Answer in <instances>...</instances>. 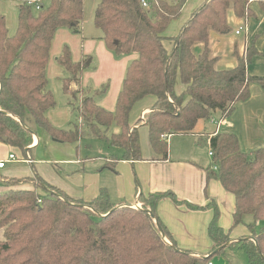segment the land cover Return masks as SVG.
Here are the masks:
<instances>
[{
	"label": "trees",
	"instance_id": "1",
	"mask_svg": "<svg viewBox=\"0 0 264 264\" xmlns=\"http://www.w3.org/2000/svg\"><path fill=\"white\" fill-rule=\"evenodd\" d=\"M96 1L93 23L106 48L118 56L136 55L126 70L114 111L97 106L81 88L69 89L71 83L80 84L85 65L73 63L67 48L57 61L67 73L63 90L78 99L79 118L88 133L120 148L121 160H141L138 133L131 129L129 116L144 98L155 100L144 115L150 146L167 159L168 136L192 135L199 121H209L216 112L227 118L236 103L249 99L252 83L264 88V77L247 73L256 54L253 46L242 56L234 53L237 65L231 70H217V59L208 47L210 32H230L229 9L236 17L249 19V0H206L173 38L164 33L186 0H144L146 7L142 0ZM32 10L25 2L18 6L13 36L8 35L5 17L0 15V141L5 139L23 151L31 146L38 129L62 144L78 143L85 135L81 123L72 130H60L46 117L56 105L46 79L51 43L59 29L81 31L84 2L49 0L36 14ZM195 43L204 44L197 56L191 51ZM178 82L184 87L180 94L175 91ZM112 125L119 132L106 137ZM208 146L215 167L208 170V178L217 179L234 197L232 227L243 224L244 216H251L254 224L264 221V148L245 154L235 135L220 133L209 138ZM117 161L112 158L105 168L114 170ZM38 184L46 197L40 198L35 190L0 194L4 237L0 264H207L211 259L179 249L159 220L158 201L168 197L176 202L171 193L140 194L138 209L111 203L106 190L85 203L42 180ZM217 220L215 209L207 229L214 253L237 248L246 255L247 264H264V229L256 233L253 224L246 225L250 237L229 243V234Z\"/></svg>",
	"mask_w": 264,
	"mask_h": 264
},
{
	"label": "crops",
	"instance_id": "2",
	"mask_svg": "<svg viewBox=\"0 0 264 264\" xmlns=\"http://www.w3.org/2000/svg\"><path fill=\"white\" fill-rule=\"evenodd\" d=\"M205 1L186 0L178 19L174 21L173 26L166 29L164 35L168 38L177 36L178 29L180 31L190 15ZM248 4L251 12L249 19L238 18L233 10L229 9L226 20L230 32H210L208 47L211 56L217 59L216 69L231 70L237 65L234 53L242 56L246 48L253 46L256 54L251 58L250 64L254 61L258 63V67L248 65L247 73L252 77H261L264 76V1L255 0ZM0 14L5 15L7 27L13 34L17 13L0 4ZM244 26L246 29L236 35L235 31ZM84 31L83 36L71 33L68 29L56 31L46 67V79L49 82L47 84L50 86L51 82L58 80L59 83L62 81L63 85L67 78V73L57 61L63 49L67 48L71 61L83 62L86 69L83 70L80 84L71 83L69 89L78 91L81 88L85 95L93 96L97 106L113 112L126 70L136 55H115L106 48L100 31L91 35L85 34ZM203 49V43H195L191 51L197 56ZM92 66L94 68L90 71ZM183 90L184 87L178 82L176 93L180 94ZM249 91V99L236 104L233 113L227 118L220 117L216 112L209 121L198 126L199 121L192 135L168 136L167 159H162L153 151L149 143L148 128L144 124V115L151 111L154 98L146 97L137 102L130 113L129 125L131 129L137 130L141 160H121L118 155L120 152L112 148L118 155L114 170L105 168V164L115 158L111 156L112 150L103 158L102 153H90L94 144L81 151L73 144L52 141L41 129L37 130L31 146L24 151L0 141V161L7 160L9 155H14L17 159L7 162L4 168L0 169V194L9 190L46 191L38 184L39 180H42L73 200L87 203L96 198L100 190H106L111 203L139 209L140 194L147 196L171 193L176 202L168 197L158 201L156 213L159 220L179 249L195 257L212 258L217 250L214 253L207 229L215 209L218 211V226L229 234V243L250 237L249 230L243 226L244 222L232 227L234 197L223 189L217 179L208 178V170H214L209 155L210 137L219 133L233 134L238 140L241 152L245 154L264 148V88L262 90L258 84L252 83ZM52 93L54 99L55 96L62 95L61 92ZM46 117L53 127L60 130H67L72 119L69 108L61 107L57 103L46 113ZM218 122L220 124L217 125ZM110 132L109 136L117 134L119 129L112 125ZM196 140L197 143L207 146V155L196 144ZM44 194L45 192L43 196ZM189 206L200 209H191ZM225 249L239 250L228 247ZM210 262L229 264L228 260L221 259L215 263L210 259ZM235 264H247V259L242 256Z\"/></svg>",
	"mask_w": 264,
	"mask_h": 264
},
{
	"label": "rangeland",
	"instance_id": "3",
	"mask_svg": "<svg viewBox=\"0 0 264 264\" xmlns=\"http://www.w3.org/2000/svg\"><path fill=\"white\" fill-rule=\"evenodd\" d=\"M48 1L49 0H44L43 1V5L46 6L48 4ZM166 1L172 2V0H166ZM83 2H84V19H83V23H82V29H81V31L79 33H77L78 36H83V31L84 30H85L84 33L87 34V35H91L94 32H99L95 28L94 23H93V13H94V10L96 8L97 1L96 0H83ZM0 4L5 5L9 10L13 11L15 14L17 13V18H18V6L20 4H23V0H0ZM32 11H33V14H36V12H37L35 10H32ZM0 15H3L5 17L4 14H0ZM177 19L178 18H176L175 20L171 21V24L169 26H173L174 21H176ZM5 20H6V18H5ZM6 27H7V24H6ZM16 29H17V19H16ZM16 29H15L14 33L11 34V32L9 31V29L7 27L8 35L9 36H13L15 34V32H16ZM172 30H174V27H173ZM69 31L71 33H75L72 30H69ZM178 31H179V29H178ZM178 31L176 32L177 34H178ZM88 61H89V59L87 60V62ZM248 65L249 66L251 65L254 68L258 67V63L254 62V61L252 62V64L249 63ZM93 68H94V66H92L91 68H89L90 71H92ZM259 68H261V67L259 66ZM82 74H83V72H82ZM261 77H264V76H261ZM58 83L59 82L57 80V81L51 82L50 86L47 84V89L50 90L51 92L52 91L53 92H56V94H58V93L61 92V94H62L61 96H55V102L59 106H61V107L67 106V108H69V110L71 112V118L72 119L69 122L70 124L67 126L68 127L67 130H72L74 126H77V125H79L81 123L82 124V130L85 133V135L81 139L82 141L81 140H80L81 142L79 141V145H78V143H73V145L76 146V148L78 146L81 149V151H84L85 150V147H88L91 144H94L93 145V149L90 151V153H93V154L94 153H102V156L101 157H103V158H104V156H106V154H109V150H112V148H114V150H118L121 153V154L118 153V155H120L122 157L123 151L120 148L110 146L105 140L96 139V138L92 137L88 133L86 126L81 122V120L79 118V114H78V111H77L78 99L76 98V100H75V98L70 93H65L63 91L62 81H60L59 84ZM105 87H106V85H105ZM259 88L261 89L260 86H259ZM262 90H263V88H262ZM97 97L98 96H96V98ZM239 103H244V102H239ZM236 104H238V103H236ZM235 105L233 107V111L235 109ZM203 122H206V121H203V120L200 121L198 123V126H199L200 123L203 124ZM110 133L111 132H110V128H109L108 129V132L105 133L106 134V137H109L108 134H110ZM195 142H196V144L198 146H200L199 148L202 151H205V153L207 155V153H208L207 146L204 145L203 143H197V140ZM114 150L111 151V156L116 158L118 155L115 154L116 151H114ZM90 153L88 152V154H90ZM121 157H120V159H121ZM116 159H118V158H116ZM44 192H45L44 196L46 197L47 196L46 195L47 192L46 191H43L42 189H38L37 192H36V194L43 196V193ZM139 207L141 208V205L140 204H139ZM243 222H244V224H243L244 227H246L245 225L253 224L255 226L254 231L256 233H258L260 229H264V221H259V222H256L254 224L253 218L251 216H244ZM3 240H4L3 230H0V241H3ZM242 256L244 258H246L245 257V254L242 253L239 250L224 249V252L223 253L218 254V255L217 254L213 255L212 258H211V261L213 263H215V262H217L218 260L221 259L222 261L228 260L229 261V264H230V262H231V264H235V262L238 261V260H240V258H242Z\"/></svg>",
	"mask_w": 264,
	"mask_h": 264
},
{
	"label": "built area",
	"instance_id": "4",
	"mask_svg": "<svg viewBox=\"0 0 264 264\" xmlns=\"http://www.w3.org/2000/svg\"><path fill=\"white\" fill-rule=\"evenodd\" d=\"M253 1H255V0H249V2H253ZM262 1H264V0H262ZM25 4H26L27 6H29V7H31V8H32L33 10H35V11H39V10H41V9L43 8V0H25ZM146 5H147L146 1L142 0V6H143V7H146ZM245 29H246L245 26H244V27H240L238 30L235 31V34H236V35H239V34H241ZM211 122H212V121H211ZM213 122H214V121H213ZM213 122H212V123H213ZM214 123H215V122H214ZM216 124L218 125V124H220V122H218V123H216ZM163 138H164V136H163ZM209 155L212 156L211 153H209ZM10 161H17V159L15 158L14 155H9V157H8L7 160H5V161H0V169L4 168L5 164H6L7 162H10ZM25 162H27V161H25ZM214 170H215V167H214ZM37 203L40 204V203H41V199H38V200H37ZM207 264H212V263H211L210 261H208Z\"/></svg>",
	"mask_w": 264,
	"mask_h": 264
},
{
	"label": "water",
	"instance_id": "5",
	"mask_svg": "<svg viewBox=\"0 0 264 264\" xmlns=\"http://www.w3.org/2000/svg\"><path fill=\"white\" fill-rule=\"evenodd\" d=\"M3 141H5V139L3 140ZM149 215H152L150 212H149ZM167 244H169L167 241H166V239H163Z\"/></svg>",
	"mask_w": 264,
	"mask_h": 264
}]
</instances>
